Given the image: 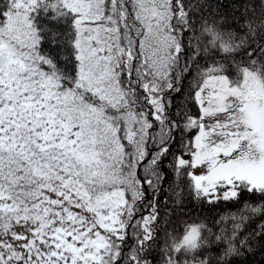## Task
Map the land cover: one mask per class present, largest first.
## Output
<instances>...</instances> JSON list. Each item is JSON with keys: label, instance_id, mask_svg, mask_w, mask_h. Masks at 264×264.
Listing matches in <instances>:
<instances>
[{"label": "snow or ice", "instance_id": "1", "mask_svg": "<svg viewBox=\"0 0 264 264\" xmlns=\"http://www.w3.org/2000/svg\"><path fill=\"white\" fill-rule=\"evenodd\" d=\"M233 11L219 16L212 0H0V264H232L264 240V221L240 238L264 216V0ZM189 75L173 113L165 96ZM142 164L145 177L132 170ZM245 193L261 200L215 221L231 228L169 227L193 201Z\"/></svg>", "mask_w": 264, "mask_h": 264}, {"label": "trees", "instance_id": "2", "mask_svg": "<svg viewBox=\"0 0 264 264\" xmlns=\"http://www.w3.org/2000/svg\"><path fill=\"white\" fill-rule=\"evenodd\" d=\"M239 2V0H212V3L216 10L219 13V16H227L230 20L235 16H239V11L234 12L235 5ZM213 9H208L205 12V15H209ZM219 16L216 18L219 19ZM192 77L189 75L184 80V89L180 94H173L169 93L165 96V101L169 98V96L173 99V108L172 112L174 113L177 107V101H182V98L190 91V81ZM141 97L146 95L142 90L140 92ZM145 109H147V105H142ZM188 107L191 109V114L194 116L199 115V110L195 106L194 103H189ZM197 130H192L190 134L185 135V140L190 139L192 136H195ZM176 136V142L171 146V149L169 153L166 155V157L163 159V162L161 164V168L166 170L169 175V181H165L163 184V189L168 188V183L171 179V168H165L166 165H169L173 162L172 156L173 153H177L180 149V132L175 133ZM127 149H129L131 146L128 145V142H124ZM152 151H156L154 145H150ZM150 158V157H149ZM133 171H137L140 175V177H145V170L143 164L134 168ZM165 196L169 197V203H171V200L174 199L173 196H171L167 191H161L159 199L161 203H163ZM148 198L151 199V192L148 193ZM248 200L252 203H259L261 198L259 196H249L247 193H245L239 201L233 200V201H217L213 204H208L206 202H197L193 201L189 204V207L193 208V212L191 217H183V218H177L175 219L174 223L171 224L169 227L175 228L177 230V234L182 233L183 228L181 226V219H186L189 222H196L199 223L200 221H204L209 227L213 229L214 232H218L219 228L221 226H224L225 224L227 227L231 228L232 221H222L220 225L215 224L216 220H219L221 216H227L230 213L237 212V210L243 205L244 201ZM147 203V201H145ZM261 221H264V216H262L259 220H255L254 222H249L246 224V226L242 229L240 233V238L243 239L246 235L256 230V227ZM205 235L207 233L205 232ZM131 243V240L129 241ZM252 250L250 252H245L242 256L237 257L232 261V264H264V240H251L249 241ZM237 244H239V241H237Z\"/></svg>", "mask_w": 264, "mask_h": 264}, {"label": "rangeland", "instance_id": "3", "mask_svg": "<svg viewBox=\"0 0 264 264\" xmlns=\"http://www.w3.org/2000/svg\"><path fill=\"white\" fill-rule=\"evenodd\" d=\"M131 146V145H130ZM129 152H132L133 151V146H131L129 149H127ZM134 170V169H132ZM126 171H128V169H126ZM198 174V173H197Z\"/></svg>", "mask_w": 264, "mask_h": 264}]
</instances>
